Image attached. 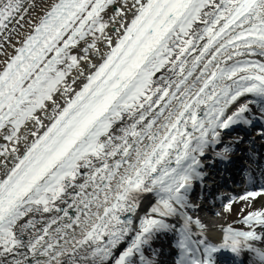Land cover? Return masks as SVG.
I'll return each instance as SVG.
<instances>
[{"label":"snow or ice","instance_id":"obj_1","mask_svg":"<svg viewBox=\"0 0 264 264\" xmlns=\"http://www.w3.org/2000/svg\"><path fill=\"white\" fill-rule=\"evenodd\" d=\"M116 2L0 0V41L13 49L0 42V264H156L151 243L166 232L178 233L175 264H214L221 249L264 264L256 231L193 241L192 223L204 225L184 211L206 149L251 123L253 101L227 108L250 95L264 109V0H123L105 19ZM13 20L31 29L18 47ZM253 222L264 226V210Z\"/></svg>","mask_w":264,"mask_h":264},{"label":"bare ground","instance_id":"obj_2","mask_svg":"<svg viewBox=\"0 0 264 264\" xmlns=\"http://www.w3.org/2000/svg\"><path fill=\"white\" fill-rule=\"evenodd\" d=\"M31 2V0H25V4L27 6V4ZM36 3L38 4H43L45 2H50V0H35ZM123 6V0H117V2L110 6L108 11H107V15L105 16V19H108L109 16H112L114 15L116 9L118 8H121ZM39 12V8H37V10L33 11L31 9H29V15H26L25 16V21H28L30 18L31 20L34 22L35 21V17L36 15L38 14ZM132 19V16L131 14H127L126 15V20L128 22H130V20ZM23 23V28L20 27L19 24L16 23L15 20L12 21V23H9L8 24V30H11L13 29V27L16 28L17 32L21 33L20 36H17L15 37L11 43L12 44H15L17 47L19 46V41L23 38V35L24 33H27L28 31H30L31 29L29 28V25L26 23V22H22ZM117 27H119V25H116ZM8 30L5 31L4 35H7L8 34ZM108 32L110 35H113L114 36V33H113V30H112V27L110 26L109 29H108ZM0 42H3L5 47L8 49L9 53H13V49L12 47L10 46L9 42L7 41H0ZM102 51H105L106 50V46L104 44H100L98 45ZM82 54V53H81ZM91 62L93 64H99L101 62L100 58L98 56H91ZM82 66H84L86 69H87V65L86 64H83ZM88 71H91L92 69H87ZM84 81L81 80L79 81L76 85H73V87L76 89V90H79L80 86L82 85ZM59 98V97H57ZM245 102H248V101H245ZM243 102V103H245ZM61 103H63V101H61ZM234 107L230 108L228 107L226 112H225V115H231L233 112H232V109ZM42 115V114H41ZM45 123H47V121H45ZM226 132V131H224ZM249 140V139H248ZM7 142L0 139V144H6ZM21 151H23V149H21ZM212 146H210L208 149H206V152L205 154H210L212 155ZM214 156V155H212ZM200 159L202 160V157H200ZM214 162L215 163H218L219 165H221V161L220 159L218 158V156L215 155V158H214ZM202 164V162H201ZM203 167V166H202ZM200 168L199 170L201 172H203L205 169L204 168ZM204 169V170H203ZM261 178V181L264 182V174H262L260 176ZM199 185L198 184H195V186L192 187L190 193H189V197H195L197 196V193H198V189H199ZM264 189V185L263 186H260L259 188L257 189H254L253 191H260ZM256 202H258L261 206L264 207V196H260V197H257L255 199ZM154 203V198L153 197H149L148 199L144 200L141 202V206L140 208L137 210V213H136V216L134 217V219L136 220V222L138 223V220L140 217H143L145 215L146 212H148L150 210V207L152 206V204ZM60 207H66V205H63L61 204ZM74 214V210L73 209H69V215H73ZM62 215V213H61ZM215 218H216V221L214 222L215 225L213 226V222H211L210 220H205V221H201V223L204 225V230H203V235L199 234L201 232V229L195 224V223H192L191 225V231H192V240L193 241H199V240H205V242L207 244H209L208 242V239H207V236H204V234L206 233L207 235H209L210 233L211 234H214L216 233V231L219 230V227L220 225L223 224L222 220H220L219 218V215H213ZM178 218H172L170 219L171 223L173 224H176L177 227L180 226V224H178L177 222ZM212 225V226H211ZM211 226V227H210ZM209 227V228H208ZM206 230H210V231H206ZM253 230L256 231V233L258 235H261L262 237H264V226H261V225H256L255 222H253ZM264 242V239L260 240L258 242V246ZM192 246L194 248H199L200 249V254L201 255H205L204 252H203V248H204V245H201V244H192ZM252 246L253 248H255L257 246V242H252ZM123 247V245L121 246ZM242 261H241V264H258L257 262V256L251 252V251H243V255H242Z\"/></svg>","mask_w":264,"mask_h":264},{"label":"rangeland","instance_id":"obj_3","mask_svg":"<svg viewBox=\"0 0 264 264\" xmlns=\"http://www.w3.org/2000/svg\"><path fill=\"white\" fill-rule=\"evenodd\" d=\"M246 103H242V102H237L232 109V112L236 111L239 107H241L242 105H244ZM253 112V111H252ZM227 116V115H225ZM232 127V126H231ZM227 130V129H225ZM224 130H221V134L223 133L224 138L220 139V147L224 148L227 147L228 145H232L235 143H239L240 146H245L246 143H243V139H244V135L242 134H236L235 132H223ZM251 138L255 141H259L258 139H256L254 137V135H251ZM262 143H264V140H262ZM216 150V147L214 146V150ZM228 152V151H227ZM222 153H224V150L222 151ZM249 192V191H247ZM247 192H243L241 194H239L235 200L233 202H231V210H226L223 209L220 213H219V218L220 220H222L223 224H228L231 226H235V227H244L246 229L250 228L249 224H245L244 223V217H246L249 213L257 211V210H264V207L261 206L258 202H256L255 200H249V201H244L239 199L240 197L246 195ZM174 250H177L176 247L173 248ZM159 250L156 252L157 255H159ZM161 257V256H160ZM169 260H165L164 258L160 259V263L158 264H167Z\"/></svg>","mask_w":264,"mask_h":264}]
</instances>
